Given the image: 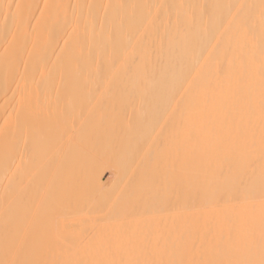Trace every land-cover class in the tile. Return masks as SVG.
I'll return each mask as SVG.
<instances>
[{"label":"bare ground","instance_id":"bare-ground-1","mask_svg":"<svg viewBox=\"0 0 264 264\" xmlns=\"http://www.w3.org/2000/svg\"><path fill=\"white\" fill-rule=\"evenodd\" d=\"M263 239L264 0H0V264Z\"/></svg>","mask_w":264,"mask_h":264},{"label":"rangeland","instance_id":"rangeland-1","mask_svg":"<svg viewBox=\"0 0 264 264\" xmlns=\"http://www.w3.org/2000/svg\"><path fill=\"white\" fill-rule=\"evenodd\" d=\"M255 241H256V240H255ZM263 241H264V239H263L262 241H261V240H259V241H256V243H257L256 245L260 244V242H262V243H263ZM252 242H253L254 244H253ZM247 243H250V242H247ZM250 244H252V245H255V242H254V241H251V243H250ZM260 245L262 246V244H260ZM263 245H264V244H263ZM252 258H253V256H252ZM254 259H255V258H254ZM254 259H251V261H253ZM260 259H263V258L261 257V258H259V260H258V259H256V261L258 260L257 262H260ZM251 261H250V262H251Z\"/></svg>","mask_w":264,"mask_h":264}]
</instances>
